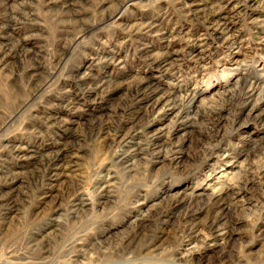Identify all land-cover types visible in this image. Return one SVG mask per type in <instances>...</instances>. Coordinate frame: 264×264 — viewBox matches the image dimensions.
<instances>
[{
	"label": "rangeland",
	"instance_id": "374dc122",
	"mask_svg": "<svg viewBox=\"0 0 264 264\" xmlns=\"http://www.w3.org/2000/svg\"><path fill=\"white\" fill-rule=\"evenodd\" d=\"M40 261L264 264V0H0V264Z\"/></svg>",
	"mask_w": 264,
	"mask_h": 264
},
{
	"label": "bare ground",
	"instance_id": "6f19581e",
	"mask_svg": "<svg viewBox=\"0 0 264 264\" xmlns=\"http://www.w3.org/2000/svg\"><path fill=\"white\" fill-rule=\"evenodd\" d=\"M83 32V31H82ZM87 33H89V31H87L86 30V32H85V34H87ZM64 56V55H63ZM178 59V58H177ZM179 61V60H178ZM174 64V63H173ZM246 76V75H245ZM243 77V76H242ZM149 79V78H148ZM246 79V78H245ZM139 80H141L142 81V79H139ZM83 81V80H82ZM244 81V88L245 87H247V85H248V82H247V80H243ZM149 82V80H143V82H140V84L142 83V84H144V83H148ZM139 84V83H138ZM156 85H154V84H151V83H149L148 84V86H145L144 88L142 87V88H140V89H135L136 91V95L137 94H139V93H144V92H146V90L147 91H152V94L153 93H156V92H159L160 90H159V87L158 86H156ZM242 86H243V84H242ZM86 87H87V85H86ZM96 87H98V86H96ZM85 88V87H84ZM91 89V88H90ZM86 91H87V88H86ZM90 91V90H89ZM241 93V92H240ZM193 95V94H192ZM238 95V94H237ZM169 95L168 94H165V95H163V96H161L162 98H167ZM195 97V96H194ZM193 97V98H194ZM237 97V96H236ZM191 99H192V97H191ZM190 99V100H191ZM74 100H76V99H74ZM158 100H160L159 98H158ZM69 101H71V100H69ZM68 102V101H67ZM75 103V102H74ZM235 103V102H234ZM72 104V103H71ZM74 105V104H73ZM78 105V104H77ZM225 110V109H224ZM228 110V109H227ZM219 112V111H218ZM215 113L216 114H219V113H221V112H219V113H217L216 111H215ZM212 114H213V112H212ZM209 115V114H208ZM222 115H220V117H221ZM210 117V116H209ZM223 117V116H222ZM112 118V117H111ZM203 118V117H202ZM212 118V117H211ZM50 119V118H49ZM206 119H207V117H206ZM215 119V118H214ZM217 119V118H216ZM222 119V118H221ZM203 120V119H202ZM205 120V119H204ZM209 120V119H208ZM206 121L207 120H205V125H208V124H206ZM215 121V120H214ZM221 121V120H220ZM102 122V121H101ZM104 122V121H103ZM107 123H108V121H106ZM105 122V123H106ZM208 122H210V121H208ZM207 122V123H208ZM213 122V121H212ZM104 123V125H107V124H105ZM211 123V122H210ZM110 124H111V122H110ZM215 124V123H214ZM214 124L212 125H210V126H214ZM93 127V126H92ZM106 127V126H105ZM100 128H102V127H100ZM212 128H214V127H212ZM211 129V127H209V130ZM216 130V129H215ZM211 131H214V130H211ZM219 131V130H218ZM217 132V131H216ZM110 133H112V132H109V134ZM213 133V132H212ZM213 134H215V133H213ZM211 136H213V135H211ZM216 136V135H215ZM215 136H213V138H215ZM217 137H219L218 135H217ZM130 139V141L128 142L129 144H125V146H126V148L128 147V148H130V149H128V152H130L129 150H131V149H133L134 148V144H135V140H136V138H135V136H132L131 138H129ZM211 139V138H210ZM125 140H127V139H125ZM124 140V141H125ZM216 140V139H215ZM76 141H78V140H76ZM213 141V140H212ZM211 141V142H212ZM127 143V142H126ZM76 144V143H75ZM124 144V143H123ZM120 145V144H119ZM130 145V146H129ZM139 144H137V146H138ZM121 146V145H120ZM121 149V148H120ZM19 150V149H18ZM21 151V150H20ZM24 151V150H23ZM126 151H127V149H126ZM121 152V151H120ZM128 152H124L123 154H122V157L123 158H125L126 160H127V158H128ZM131 153V152H130ZM120 156V155H119ZM122 157H120V158H122ZM122 158V159H123ZM118 160V159H117ZM55 163L56 162V164L57 165H59L60 163H62V164H65L66 162H67V155L66 154H64V153H62V154H57L56 156H54L53 157V155L50 157V161H48V165L49 164H51V163ZM120 162V161H119ZM128 162V161H127ZM127 162L125 163V164H127ZM123 163V162H122ZM43 164V163H42ZM121 164V163H120ZM125 164H123V165H125ZM53 167V166H52ZM122 167H124V166H122ZM123 169H125V167L123 168ZM121 171H122V169H121ZM128 171V170H127ZM132 171V170H131ZM127 174V173H126ZM111 177V176H110ZM233 177V176H232ZM130 178V177H129ZM232 179V178H231ZM108 180V179H107ZM240 181H242V180H240ZM240 181H238V182H235L234 181V177H233V179L231 180V181H228V182H223L222 184H220V187H218V188H215V190H214V192H213V195L211 196V198H210V200H209V202H207V207H206V211H207V213L209 214V216H210V221L207 223V224H209L208 225V229L210 230V232L212 233L213 231H215V229L218 227V222H220L221 220H224V224L223 225H225V226H228V227H231L232 226V223L229 221V220H227V216H226V214L225 213H227V211H229V208H228V206H231V203H232V198H231V196H230V192L231 191H236V192H240V185L241 184H239V182ZM105 182V187H104V189L105 188H110V186H112L111 185V180H108V181H104ZM114 183V182H113ZM241 183V182H240ZM114 185V184H113ZM75 194H76V192H75ZM75 198V197H74ZM74 203V202H73ZM75 203H79L78 205H83L84 206V202H83V200H82V198H76V200H75ZM72 204V203H71ZM76 206V205H75ZM79 207V206H78ZM73 210H75V208L73 209ZM76 212H80L79 210H77ZM82 212H84V211H81V213ZM77 213V214H78ZM85 213H86V211H85ZM213 213V214H212ZM83 214V213H82ZM84 215V214H83ZM82 215V216H83ZM78 216V215H77ZM80 216V215H79ZM85 216V215H84ZM79 218V217H78ZM77 220V219H76ZM222 222V221H221ZM103 223V222H102ZM197 226H192L191 228L189 227V229L188 228H186L185 229V232H184V235H186V238H188L187 240L188 241H190V242H199L200 244H201V242H203L201 239H199V235L198 234H196V232H197V230L195 229ZM188 231H191V233H189L188 234ZM136 236V235H135ZM136 238V237H135ZM129 239V238H128ZM125 240H126V238H125ZM127 242V240L125 241V243ZM199 243H197V244H199ZM122 245V244H121ZM124 246V245H123ZM128 248H127V250L129 249V246H127ZM121 248V247H120ZM126 248V247H125ZM72 249H74L73 247H72ZM77 249V247L74 249V250H76ZM124 249V248H123ZM79 250V249H78ZM134 250V249H133ZM132 250V251H133ZM136 250H137V248H136ZM36 251V250H35ZM120 251V250H119ZM123 251H126V250H123ZM34 252V251H33ZM79 252H81L80 250H79ZM78 252V253H79ZM122 252V251H121ZM51 253V252H50ZM73 253V252H72ZM136 253V252H135ZM134 253V254H135ZM141 253V251L139 252V254ZM37 254V253H36ZM48 254V251H45V252H43V250H42V252H39L37 255H35V257L36 258H39V259H43V257L45 256V255H47ZM69 254V253H68ZM75 254V253H74ZM123 254V253H122ZM126 254V253H125ZM130 254H132V253H130ZM138 254V255H139ZM34 255V254H33ZM64 255V254H63ZM71 255V254H70ZM76 255H77V253H76ZM51 257V256H50ZM49 257V258H50ZM113 257V256H112ZM135 257H137V256H135ZM142 257V256H141ZM153 257V256H152ZM48 258V259H49ZM52 258V257H51ZM50 258V259H51ZM101 258V257H100ZM99 258V259H100ZM112 259V258H111ZM53 260V259H52ZM116 260V259H115ZM133 260V259H132ZM38 262H39V260H37ZM136 261H138V260H136ZM40 263L41 264H44L43 262H41L40 261ZM233 262H231V264H232ZM14 264V263H13ZM39 264V263H38ZM136 264V263H135ZM143 264H146V263H143ZM233 264H235V263H233Z\"/></svg>",
	"mask_w": 264,
	"mask_h": 264
}]
</instances>
